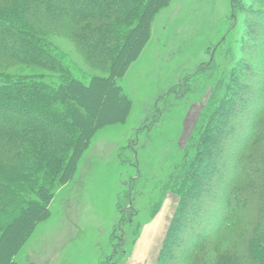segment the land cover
Wrapping results in <instances>:
<instances>
[{
	"label": "rangeland",
	"instance_id": "rangeland-1",
	"mask_svg": "<svg viewBox=\"0 0 264 264\" xmlns=\"http://www.w3.org/2000/svg\"><path fill=\"white\" fill-rule=\"evenodd\" d=\"M157 1L159 7L153 8L148 37L139 55L115 76L118 94L127 100L126 112L120 120L115 118L92 133L69 179L61 184L55 180L57 184L47 187L45 193L52 194L47 217L26 233L22 225L12 238L5 235L18 245L6 260L0 249V264H139L133 254L147 259L142 264H157L179 203L170 179L180 173V163L192 156L191 150L188 154L183 150L189 148L210 94L219 98L224 94L221 104L235 106L236 132L245 134L249 129L248 117L260 102L257 79H263L264 74V0ZM11 5L14 8L8 17L13 20L18 5ZM45 29L55 33L50 42L67 64L54 70L24 64L0 67V84L3 76L27 74L42 75L49 84L65 74L85 85L91 77H108L107 59L88 61L73 30L56 23ZM38 34L43 36L42 30ZM254 88L256 92L250 93ZM225 94L244 95L247 100L235 105ZM232 139L225 142L230 151L236 142ZM230 151L223 153L217 175L210 179L209 188L220 196L222 179L234 167ZM31 171L19 169L33 175ZM2 174L0 181L6 183ZM217 199L209 196L206 200L207 214L214 211ZM18 213L16 206L0 211V239L4 225ZM207 217L202 226L209 223ZM212 221L210 232L219 222L215 219L213 225ZM228 224L231 226L232 220L224 224V231ZM214 242L224 244L226 240L217 233ZM177 245V253L185 255L187 245ZM172 264L183 262L178 259Z\"/></svg>",
	"mask_w": 264,
	"mask_h": 264
},
{
	"label": "trees",
	"instance_id": "trees-1",
	"mask_svg": "<svg viewBox=\"0 0 264 264\" xmlns=\"http://www.w3.org/2000/svg\"><path fill=\"white\" fill-rule=\"evenodd\" d=\"M156 1L11 0L18 5L13 20L8 15L14 7L0 1V67L24 64L54 70L65 66L64 56L49 39L55 33L45 29L55 23L73 30L78 48L88 61L108 60V77H91L88 85L66 74L52 84L39 74L1 77L0 146L5 152L0 153V176L3 173L7 182L0 181V211L19 207L18 215L1 231L0 249L5 260L18 245L6 240L5 235L12 238L13 231L22 225L26 233L47 217L45 210L52 198L50 191L45 193L47 187L55 180L61 184L69 179L92 133L115 118L120 120L126 112L127 100L118 94L115 76L139 55L148 37L153 8L159 3ZM40 30L43 36L38 34ZM257 80L260 102L255 99L245 134L234 128L235 106L221 104L224 94L208 97L189 148L183 150L186 154L191 150L192 156L180 163V173L170 179L179 203L157 264H172L178 259L183 264H264V74ZM225 96L236 101L235 105L247 100L244 95ZM231 137L236 142L230 151L225 142ZM228 150L234 167L222 179L220 196L212 186L209 188L210 179ZM19 169L34 172L23 174ZM209 196L218 198V202L207 214ZM204 216H209V223L214 219L213 225L215 219L219 221L211 232L209 223L201 224ZM230 220L231 226L228 224L224 231V224ZM217 233L226 243L214 242ZM177 243L187 247L185 255L177 253Z\"/></svg>",
	"mask_w": 264,
	"mask_h": 264
},
{
	"label": "crops",
	"instance_id": "crops-1",
	"mask_svg": "<svg viewBox=\"0 0 264 264\" xmlns=\"http://www.w3.org/2000/svg\"><path fill=\"white\" fill-rule=\"evenodd\" d=\"M134 255V259H137L138 260V262L137 263H139V264H142L143 262H144V260H145V262H146V258L145 257H138V258H136V254H133ZM155 260V259H154ZM153 264H154V261H153Z\"/></svg>",
	"mask_w": 264,
	"mask_h": 264
}]
</instances>
